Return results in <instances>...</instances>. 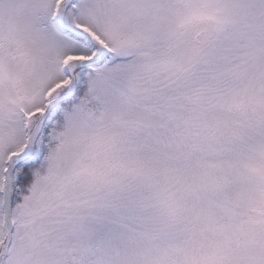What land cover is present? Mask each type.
I'll return each mask as SVG.
<instances>
[{
    "label": "snow or ice",
    "instance_id": "snow-or-ice-1",
    "mask_svg": "<svg viewBox=\"0 0 264 264\" xmlns=\"http://www.w3.org/2000/svg\"><path fill=\"white\" fill-rule=\"evenodd\" d=\"M0 264H264V0H0Z\"/></svg>",
    "mask_w": 264,
    "mask_h": 264
}]
</instances>
